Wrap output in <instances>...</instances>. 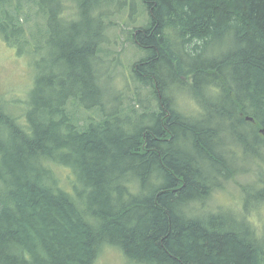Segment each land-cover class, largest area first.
I'll return each instance as SVG.
<instances>
[{
  "label": "trees",
  "instance_id": "16d2710c",
  "mask_svg": "<svg viewBox=\"0 0 264 264\" xmlns=\"http://www.w3.org/2000/svg\"><path fill=\"white\" fill-rule=\"evenodd\" d=\"M115 1L0 0V40L33 72L0 92V264H264V0H140L131 79L152 98L106 112ZM240 172L249 213L208 209Z\"/></svg>",
  "mask_w": 264,
  "mask_h": 264
},
{
  "label": "rangeland",
  "instance_id": "374dc122",
  "mask_svg": "<svg viewBox=\"0 0 264 264\" xmlns=\"http://www.w3.org/2000/svg\"><path fill=\"white\" fill-rule=\"evenodd\" d=\"M103 9L109 14L105 21L110 24L105 34L107 40L99 52L97 68L100 74L99 84L103 88L105 111L108 112L114 107L121 112L140 109L151 100L152 94L146 87L138 88V84L131 79V65L143 52L132 44L129 32L134 26L145 24L148 16L140 0H136L133 4L131 0H116ZM15 51L14 47H7L0 40V87H3V91L0 92L5 98V92L10 93L11 98H14V94L15 97L24 95L27 83L32 82L33 72L30 64L26 65V60L18 57ZM187 97L186 95L182 97V106H191L192 102ZM81 114L91 118L103 115L94 108H84ZM251 175L240 172L235 180L227 182L225 189L215 192L208 201V209H229L236 213L248 214L249 211L243 210L240 184L252 179ZM249 217L257 227L258 234L264 238V203L253 208ZM98 264H126V262L118 251L107 250L101 255Z\"/></svg>",
  "mask_w": 264,
  "mask_h": 264
}]
</instances>
